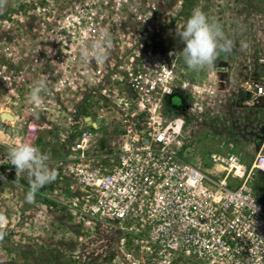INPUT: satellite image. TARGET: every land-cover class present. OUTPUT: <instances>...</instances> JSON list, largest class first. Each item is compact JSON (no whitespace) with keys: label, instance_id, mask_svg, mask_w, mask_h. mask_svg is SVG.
Listing matches in <instances>:
<instances>
[{"label":"rangeland","instance_id":"1","mask_svg":"<svg viewBox=\"0 0 264 264\" xmlns=\"http://www.w3.org/2000/svg\"><path fill=\"white\" fill-rule=\"evenodd\" d=\"M194 11H202L222 29L225 40L220 44L229 48L198 70L187 68L176 35ZM97 44L103 50L101 60L93 54ZM131 58L152 64L165 59L172 67L173 92L186 97L185 110L166 108L164 98L161 115L180 131L182 155L189 163L219 178L222 173L210 155L232 143L243 162L251 164L260 146L256 139L262 136L264 141V95L252 94L256 86L264 88V0H0V64L19 81L18 107L29 105V91L37 84L44 86L41 95L49 93L58 104L36 110V134L25 137L49 155L48 168L56 173L49 183L53 190L46 194L49 203L41 202L39 191L28 202V171L15 169L24 184L13 180L12 168L0 174L5 177L0 180V264H119L114 225L74 212L66 202L70 182L57 172L69 154V138L87 126L85 117L75 116L81 100L92 123L104 115L95 131L100 137L117 128L116 107L101 102L104 87L96 85L99 79L121 81L119 67ZM111 65L116 67L112 73ZM0 91V129L11 131L13 125L24 130L18 122L11 124L12 119H1L10 111ZM249 92L254 103L243 107L240 94ZM217 102L220 108L214 116L199 125L189 115L193 103L205 107ZM12 113L24 114L18 109ZM228 181L231 187L240 185L237 179Z\"/></svg>","mask_w":264,"mask_h":264},{"label":"built area","instance_id":"2","mask_svg":"<svg viewBox=\"0 0 264 264\" xmlns=\"http://www.w3.org/2000/svg\"><path fill=\"white\" fill-rule=\"evenodd\" d=\"M108 69L112 73L116 67ZM119 70L121 81L99 79L96 85L104 87L101 102L116 107L117 128L100 137L95 131L104 115H98L94 129L85 126L69 138L60 178L70 182V208L114 225L119 264H264V203L249 185L255 169L264 172V141L250 165L226 143L222 153L210 155L222 176L206 174L184 158L180 131L170 126L171 118L161 115L163 99L173 92L172 67L165 59L152 64L131 58ZM16 85L15 74L0 64L2 104L9 107L11 124L24 128L17 131L11 125L10 133L0 129V167L10 164L11 148L33 145L25 137L36 134L35 111L58 105L45 93L39 94V104L30 101L22 109ZM248 94L243 107H251L264 88L256 86L254 97ZM219 108L220 102L205 107L193 103L189 115L199 125ZM12 109L24 114L14 115ZM230 177L240 185L231 187Z\"/></svg>","mask_w":264,"mask_h":264},{"label":"clouds","instance_id":"3","mask_svg":"<svg viewBox=\"0 0 264 264\" xmlns=\"http://www.w3.org/2000/svg\"><path fill=\"white\" fill-rule=\"evenodd\" d=\"M176 35L183 44L181 55L190 70H198L213 64L219 51L229 50L220 44V41L225 40L222 29L211 23L202 11H194L186 20L182 30ZM230 43L229 41L228 44L230 45ZM93 54L98 60L104 58L103 50L99 44L95 46ZM43 87V84L33 87L30 93L33 103L41 102L39 94ZM8 159L17 171L30 173L28 202H32L37 192L56 177V173L48 168L49 155L42 153L38 147L32 144L20 143L11 148L8 152ZM0 180H5V177L0 176Z\"/></svg>","mask_w":264,"mask_h":264},{"label":"trees","instance_id":"4","mask_svg":"<svg viewBox=\"0 0 264 264\" xmlns=\"http://www.w3.org/2000/svg\"><path fill=\"white\" fill-rule=\"evenodd\" d=\"M85 100H81V102L76 106V115L77 117L83 116V117H91V112L89 111V109L83 105V102ZM178 102H183L182 105H179ZM185 103H186V97L183 96V94L181 92H172V94L168 97L165 98V107L166 108H176L179 109V111H184L185 110ZM264 111V110H262ZM73 137V136H71ZM262 136L258 137L256 139V144H262ZM1 151V150H0ZM63 165V161L59 162V171L57 172L58 176H61V167ZM12 168V178L14 181L20 183V184H24V180L20 179L19 177H17L16 175H14L15 173V168L14 166L10 164L6 165V166H1L0 167V174H4L7 170H11ZM252 191L254 192L256 198L264 203V172L260 171L258 169H255L253 171V175H252V179L249 183ZM53 190V186L52 184H47L44 187H42L39 192H40V200L41 202L45 203H49L48 202V197H47V193Z\"/></svg>","mask_w":264,"mask_h":264},{"label":"water","instance_id":"5","mask_svg":"<svg viewBox=\"0 0 264 264\" xmlns=\"http://www.w3.org/2000/svg\"><path fill=\"white\" fill-rule=\"evenodd\" d=\"M240 96H242L243 98H246V97L249 96V94L248 93H241ZM1 119L11 120L12 117L8 116L6 114H2L1 115ZM85 120H86V123H87V128L90 129V130L94 129V123H92L91 119L89 117H86ZM7 132L10 133V130H8Z\"/></svg>","mask_w":264,"mask_h":264},{"label":"flooded vegetation","instance_id":"6","mask_svg":"<svg viewBox=\"0 0 264 264\" xmlns=\"http://www.w3.org/2000/svg\"><path fill=\"white\" fill-rule=\"evenodd\" d=\"M178 104H179V105H182V104H183V102H178Z\"/></svg>","mask_w":264,"mask_h":264},{"label":"crops","instance_id":"7","mask_svg":"<svg viewBox=\"0 0 264 264\" xmlns=\"http://www.w3.org/2000/svg\"><path fill=\"white\" fill-rule=\"evenodd\" d=\"M263 70V69H262ZM263 72V71H262Z\"/></svg>","mask_w":264,"mask_h":264}]
</instances>
